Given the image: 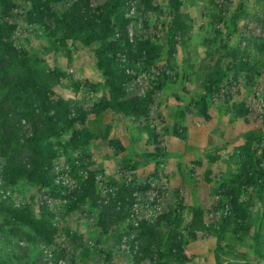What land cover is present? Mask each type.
<instances>
[{
  "label": "rangeland",
  "instance_id": "1",
  "mask_svg": "<svg viewBox=\"0 0 264 264\" xmlns=\"http://www.w3.org/2000/svg\"><path fill=\"white\" fill-rule=\"evenodd\" d=\"M89 1L95 7L103 0ZM155 1L158 10L144 17L143 6L131 0L129 36L133 42L148 38L154 51L148 61L144 51L134 48L127 67L133 74L128 82L131 94L153 91L149 122L163 135L159 153L143 128L144 120L94 108L106 90L95 85L101 77L92 50L81 42L73 47L61 40V34L48 38L42 27L27 23L29 5L17 1L15 43L26 52L37 74L62 72L60 82L52 86L53 98L68 100L72 114L76 107L86 112L85 124L75 125L83 131L80 142L85 153L57 144L56 168L70 167L72 185L79 184L81 169L95 172L98 185L111 184L109 179L134 183L139 223L177 209L187 259L177 255L154 264H264V185L244 188L239 195L244 211L238 218L228 193L231 175L250 157L262 158L264 150V0H182L190 30L185 40L174 38L171 53L172 44L166 41L167 0ZM231 53L241 68L228 67ZM216 64L222 68L223 79L208 95L210 118L206 120L198 113L197 102ZM239 104L248 105L256 119L245 122L236 116ZM245 167L252 172L249 163ZM54 183L56 187H48L19 180L7 188L11 201L26 206L36 218L46 201L57 233L54 244H46L21 226L27 236L19 238L8 230L10 223L0 213V264H53L47 257L60 241L65 242L60 264H133L131 250H122L120 240L125 232H132L136 240L139 224L131 227L127 219L117 230L102 233L96 224L97 209L88 204L73 209L66 198L71 184ZM40 191L46 198L39 197ZM71 232L82 237L86 256L72 244ZM16 242L26 245L27 252L21 253Z\"/></svg>",
  "mask_w": 264,
  "mask_h": 264
},
{
  "label": "trees",
  "instance_id": "2",
  "mask_svg": "<svg viewBox=\"0 0 264 264\" xmlns=\"http://www.w3.org/2000/svg\"><path fill=\"white\" fill-rule=\"evenodd\" d=\"M17 1L0 0V213L10 223L8 230L19 238L27 236V232L21 228L26 226L33 232V237L46 244H54L57 229L51 221V209L46 206V201L40 205L41 215L36 218L26 206L11 201L7 188L19 180L56 187V145L65 144L69 149L85 153L84 143L80 142L83 131L75 125L85 124L86 112L76 107L72 114V105L68 100L53 98L52 86L60 82L62 72L54 69L47 70L43 75L37 74L26 52L15 43L13 32L18 15ZM20 1L29 5L25 12L27 23L42 27L48 38L61 34V40L73 47L81 42L92 50L94 65L101 77V81L95 85H102L106 90L105 94L97 98L94 108L97 111L109 108L123 117L144 120L143 128L153 141L156 153L161 152L163 135L149 122L153 91L145 95H133L128 87L133 74L126 68L133 61L134 48L144 51L148 61L154 51L148 38H138L133 42L129 36L127 12L131 0H103L95 7L89 0ZM138 1L144 8V17L158 10L155 0ZM182 4V0H167L170 23L166 27V41L172 44L170 53L175 49L174 38L179 36L185 40L190 30ZM161 28L165 32V25ZM230 56L228 67L236 69L239 65L241 68L235 54L231 53ZM222 79V68L216 64L207 75L204 93L197 102L198 113L206 120L210 118L207 111L208 95ZM234 110L235 115L245 122L256 119V113L248 105L239 104ZM175 132L182 134L177 129ZM251 141L250 138L246 141L245 148H249ZM263 158L264 150L262 158L250 157L248 163L252 172L245 167L246 163L231 175L232 186L228 193L236 218L243 216L239 195L244 188L255 184L264 185ZM109 182L115 184L116 190L107 199L101 195V185L96 183L95 172L89 170L85 177L81 176L78 185L66 190V198L73 209L84 204L97 209L96 224L102 233L117 230L128 219L135 204L133 193L137 186L134 183L125 184V181L113 179H109ZM39 197L46 198L41 191ZM178 222L177 209L160 214L153 221L142 219L138 226V241L134 243L129 240L133 264H142L144 261L154 264L164 257L177 255L186 260L181 248ZM166 225L170 227L167 232L164 230ZM69 236L76 250L83 251L86 256L88 249L82 237L75 232L69 233ZM15 244L21 253L27 252L26 245ZM64 251L65 242L60 241L49 253L47 261L60 264L59 259Z\"/></svg>",
  "mask_w": 264,
  "mask_h": 264
},
{
  "label": "built area",
  "instance_id": "3",
  "mask_svg": "<svg viewBox=\"0 0 264 264\" xmlns=\"http://www.w3.org/2000/svg\"><path fill=\"white\" fill-rule=\"evenodd\" d=\"M128 72H130V70L128 68H126ZM70 167L68 165H64L61 168L58 167V173L56 174L54 180L56 183H60L62 185H65L68 183L71 184V186L69 187H74L76 185H72L73 181L69 178L68 173L70 172ZM80 174L82 177H85L87 174V170L86 169H81L80 170ZM128 182L125 181V184H127ZM101 185V195L106 197V199L109 197V194L114 195L115 194V190H116V186L115 184H100ZM136 205V202L133 206V208L130 211V214L128 216V221L131 227L137 226L139 224V219L138 216L134 213V207ZM129 240H133L134 243H136L134 234L132 232H125L122 234L121 236V240H120V248L122 250H130L131 245L129 243Z\"/></svg>",
  "mask_w": 264,
  "mask_h": 264
}]
</instances>
